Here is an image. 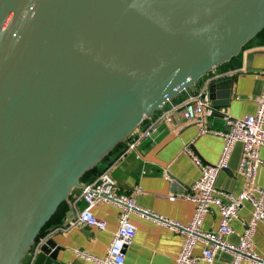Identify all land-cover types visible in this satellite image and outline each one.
Listing matches in <instances>:
<instances>
[{"label":"water","instance_id":"obj_1","mask_svg":"<svg viewBox=\"0 0 264 264\" xmlns=\"http://www.w3.org/2000/svg\"><path fill=\"white\" fill-rule=\"evenodd\" d=\"M263 27L264 0H0V264H20L88 170Z\"/></svg>","mask_w":264,"mask_h":264},{"label":"crops","instance_id":"obj_2","mask_svg":"<svg viewBox=\"0 0 264 264\" xmlns=\"http://www.w3.org/2000/svg\"><path fill=\"white\" fill-rule=\"evenodd\" d=\"M255 48H264V44L246 47L240 54L237 66L228 65L224 69L215 67L199 79L195 89L203 79L213 77V89L208 90V94L214 110L205 117L209 128L223 127V112L232 117L256 113L257 99L264 84L261 74L264 70V54L253 56L249 68L246 58L249 52L257 51ZM231 76L233 79L230 80ZM193 92L184 90L170 102L180 104ZM150 120L151 118L148 119ZM187 146L204 164L212 165L219 158L223 140L211 133L199 134L196 123L184 118L182 112L177 111L173 113L171 121L159 123L150 138L142 141L125 156L120 157L118 151L111 153V150L102 166L114 178L117 192L128 194L143 208L174 221L188 223L192 218L194 203L182 198L181 193L190 189L199 177L200 169L187 153ZM241 151V143H235L227 168L217 175L215 184L218 189L238 193L248 185V181L238 172ZM258 153L264 159V147L259 148ZM255 183L259 186L264 184V167L258 169ZM81 192L82 188L73 189L68 201L56 211L46 227V239H53L57 247L56 258L52 259L38 251L32 260L34 251L31 246L20 264H95L76 256L75 249L95 256L105 255L118 226V208L103 201L88 206L80 198ZM83 209H88L104 220L105 229L77 223L76 212ZM69 210L73 214L68 218ZM250 212L251 205L244 203L238 211V217L231 220L232 231L226 236L229 243L239 242L244 222L249 219ZM131 220L136 226V232L132 243L125 250V264H173L181 248L182 235L136 214L131 215ZM219 223L218 209L212 206L211 211L203 218L201 228L214 231ZM252 243V250L264 257V223L257 225ZM203 247L201 242L196 243L193 254L200 255ZM197 264H231V254L225 250H217L212 262L199 259ZM239 264L253 263L242 260Z\"/></svg>","mask_w":264,"mask_h":264},{"label":"built area","instance_id":"obj_3","mask_svg":"<svg viewBox=\"0 0 264 264\" xmlns=\"http://www.w3.org/2000/svg\"><path fill=\"white\" fill-rule=\"evenodd\" d=\"M264 54V48H255ZM264 79V70L261 72ZM213 77L203 79L199 87L180 104H172L160 109L151 120L142 128L134 131L127 141L126 147L120 153L125 156L129 151L136 149L145 139L156 131L159 123L171 121L173 113L181 111L184 118L193 120L199 134L211 133L223 140V147L218 160L212 164H204L191 149L185 147L192 160L199 166L200 175L190 189L181 193V197L194 203L192 218L188 223H180L164 217L154 211L137 205L134 199L115 189V180L108 169L102 171L93 181L83 184L80 198L91 206L97 201L111 203L118 208V226L105 255L95 256L83 250L75 249L76 256L95 264H125V250L132 243L136 226L131 215L163 224L172 232L182 235L180 251L173 264H197L199 259L212 262L217 250H225L231 254V264H239L242 260H250L253 264H264V257L252 250V238L259 223H264V184L256 185L255 177L260 167H264V159L259 156L258 149L264 147V84L257 99L255 114L242 117H232L223 112L221 129H212L206 125L205 117L214 110L208 94V86ZM159 111V110H158ZM155 114V113H154ZM151 117V116H150ZM241 143L242 151L238 165V172L247 181L248 185L238 193L220 190L216 187L217 175L227 168L228 158L235 143ZM168 178V175H166ZM244 203L251 205L250 217L244 222V228L237 244L229 243L226 236L231 233L230 222L238 217V211ZM212 206L218 209L220 223L216 230L207 231L201 228V223ZM75 221L79 224L105 229L106 222L96 217L88 209L76 212ZM43 236L32 244L33 258L40 251L45 241ZM201 242L204 247L200 255L193 254L196 243Z\"/></svg>","mask_w":264,"mask_h":264},{"label":"trees","instance_id":"obj_4","mask_svg":"<svg viewBox=\"0 0 264 264\" xmlns=\"http://www.w3.org/2000/svg\"><path fill=\"white\" fill-rule=\"evenodd\" d=\"M260 45V44H264V27L250 40L248 41L245 46L243 47L242 50H244L246 47H249V46H252V45ZM240 54L241 52L231 58V60L227 61V62H224L220 65H218L216 68H220V69H224L225 67H227L228 65H232V66H237L240 62ZM159 111H156L155 114H153L151 117L149 118H146L141 124L140 126L138 127L139 129L144 127L149 121L148 119L150 118H153ZM130 140V136L128 137L127 141ZM127 141L126 142H123V143H120L119 145H117L116 147H114L111 151L114 152V151H118L119 154L123 151V149L126 147V144H127ZM107 156L104 157L96 166H94L93 168H91L90 170H88L83 176L82 178L80 179V182L83 183V184H86V183H89L91 181H93L102 171L105 170V168L102 166L103 162L106 160ZM65 203V202H64ZM62 203L59 208L61 206H63ZM58 208V209H59ZM57 209V210H58ZM56 213V212H55ZM54 216V215H53ZM52 216V217H53ZM52 217L50 218V220L52 219ZM50 220L45 224V226L40 230V232L38 233L36 239H35V242L37 240H39L40 238H42L43 236H45L47 233H46V227L48 225V223L50 222Z\"/></svg>","mask_w":264,"mask_h":264},{"label":"rangeland","instance_id":"obj_5","mask_svg":"<svg viewBox=\"0 0 264 264\" xmlns=\"http://www.w3.org/2000/svg\"><path fill=\"white\" fill-rule=\"evenodd\" d=\"M242 51H243V50H242ZM242 51H241V52H242Z\"/></svg>","mask_w":264,"mask_h":264}]
</instances>
